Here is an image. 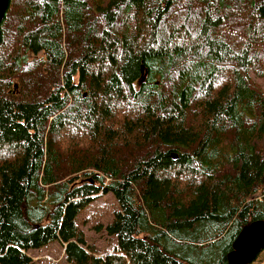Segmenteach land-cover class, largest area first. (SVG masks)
<instances>
[{
    "label": "trees",
    "instance_id": "16d2710c",
    "mask_svg": "<svg viewBox=\"0 0 264 264\" xmlns=\"http://www.w3.org/2000/svg\"><path fill=\"white\" fill-rule=\"evenodd\" d=\"M0 33V264H228L264 221V0H9Z\"/></svg>",
    "mask_w": 264,
    "mask_h": 264
},
{
    "label": "rangeland",
    "instance_id": "374dc122",
    "mask_svg": "<svg viewBox=\"0 0 264 264\" xmlns=\"http://www.w3.org/2000/svg\"><path fill=\"white\" fill-rule=\"evenodd\" d=\"M251 79L254 86L264 92V79L253 75ZM116 207L117 204L111 194H100L79 217L78 222L85 241L101 256L112 252L115 238L107 237L95 227H99L100 223L106 224L112 218L111 213ZM28 256L33 264H68L65 263L64 245L60 242L39 250H30ZM248 264H264V249L260 250Z\"/></svg>",
    "mask_w": 264,
    "mask_h": 264
},
{
    "label": "water",
    "instance_id": "95a60500",
    "mask_svg": "<svg viewBox=\"0 0 264 264\" xmlns=\"http://www.w3.org/2000/svg\"><path fill=\"white\" fill-rule=\"evenodd\" d=\"M8 5L9 0H0V24ZM262 249H264V221H258L241 231L228 257V264L250 263Z\"/></svg>",
    "mask_w": 264,
    "mask_h": 264
},
{
    "label": "bare ground",
    "instance_id": "6f19581e",
    "mask_svg": "<svg viewBox=\"0 0 264 264\" xmlns=\"http://www.w3.org/2000/svg\"><path fill=\"white\" fill-rule=\"evenodd\" d=\"M237 238V237H236ZM229 256V255H228Z\"/></svg>",
    "mask_w": 264,
    "mask_h": 264
}]
</instances>
